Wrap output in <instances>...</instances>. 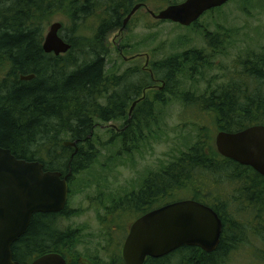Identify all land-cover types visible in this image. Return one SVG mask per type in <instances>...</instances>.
Returning <instances> with one entry per match:
<instances>
[{
  "label": "trees",
  "instance_id": "obj_1",
  "mask_svg": "<svg viewBox=\"0 0 264 264\" xmlns=\"http://www.w3.org/2000/svg\"><path fill=\"white\" fill-rule=\"evenodd\" d=\"M51 1H58L61 8L69 4L75 26L79 25L82 16L84 19L90 14L95 3L104 2L109 6L99 25L94 46H85L79 57L74 55L78 45L74 46L63 37L71 45L67 54L55 56L43 51L45 35L40 16L45 10L54 9ZM62 1L0 0V147L11 150L19 159L41 162L47 171L66 174L71 169L72 178H75L96 158L94 148L85 150L84 146L91 144L96 129L100 127L98 122L127 120L124 126L127 131L122 141L124 145L131 141L134 129L128 127L131 117L127 112L129 105L140 98L142 89L156 81L150 73L146 78L137 77L138 82H132L134 76L126 73L114 77L106 75L108 54L103 48L104 38L123 25L124 17L138 0H82L83 3L81 0H65V4ZM205 41L207 50L189 51L176 58L162 60L157 64L158 69L152 70L156 80L159 78L157 71L166 76L163 83L166 92L171 93L170 99L175 95L171 89L177 86L176 78L180 73L189 72L191 79L201 77L225 45L211 33L205 36ZM242 65L244 74L241 78H232L227 85L208 87L195 101L186 100V103L213 114L217 131L235 133L252 126H264V52L255 54ZM22 75L36 77L24 82L20 79ZM245 79L253 80L254 86L249 87ZM138 84H142V88ZM145 102L139 104L136 111L137 114L146 113V119L144 116L142 119L147 125L153 119V108L168 101L159 95L152 106ZM134 117L136 114H132ZM199 133L197 142L189 151L157 175L162 179L164 191L173 190L175 183L178 190L183 189L193 177L206 174L243 182L240 190L243 196L231 197L238 202L234 205L240 206L242 214H252L253 222L255 217L261 219L259 229H252L264 243V216L260 215V208L264 209V177L249 166L223 158L215 147V141L207 135L206 128L203 127ZM65 141L77 142L78 152L73 158L75 149L63 146ZM153 184H149L150 194ZM193 187L201 190L200 184ZM219 196L212 194L205 198V195L192 192L189 197L198 202L205 201L210 206H215L212 203L217 201L221 208L214 210L224 220V230L220 245L213 253H206L198 247H183L174 253L181 254L188 264H215V257L225 256L242 241L246 231L244 221H239L228 210L230 204L220 203ZM64 212L59 215L35 214L25 235L13 246L14 260L30 264L35 258L51 252L69 253L68 248L73 247L74 239L71 231L61 226L67 210ZM226 225L239 228L234 229V238H231L232 234L226 235ZM262 255L264 259V252Z\"/></svg>",
  "mask_w": 264,
  "mask_h": 264
},
{
  "label": "rangeland",
  "instance_id": "obj_2",
  "mask_svg": "<svg viewBox=\"0 0 264 264\" xmlns=\"http://www.w3.org/2000/svg\"><path fill=\"white\" fill-rule=\"evenodd\" d=\"M181 1L183 0L141 2L146 3L149 10L158 12L167 8L169 4ZM62 2L65 4V0ZM50 3L54 9L49 12L45 10L44 15L40 16L44 35L52 24L61 23V37L74 46L78 45L77 48L75 46L74 55L79 57L81 49L83 50L85 46H94L99 25L109 7L106 3H95L90 14L84 19L81 17L78 26L72 23L68 3L64 8L58 6V1ZM125 29L123 33L115 30L104 38L103 48L108 54L105 70L106 75L111 77L122 76L124 73L133 75L132 82H138L137 77L149 76L144 69L147 61L145 55L149 56L150 69L154 70L158 69L157 64L162 60L176 58L189 51L207 50L205 36L209 33L218 36L225 45L221 49L222 52L213 60L214 63L203 71L201 77L191 79L189 72L180 73L176 78L177 86L171 89L175 94L171 99V93L166 92L163 83L166 76L157 71L159 78L156 87L142 89L139 97L143 96L142 102L146 101L149 107L159 95L168 102L153 108V119L147 125L142 119L143 116L146 119V113L137 114L136 106L131 112L136 114V117L132 118L130 113L132 103L129 105L127 112L131 117L128 127L134 131L128 144L124 145L122 141V136L127 131L124 127L127 120L98 122L100 127L96 129L91 144L84 146L85 150L94 148L96 158L88 169L73 178L67 215L62 218V228L71 231L75 239L73 251L77 255L85 253V250L88 254H103V249L107 248L108 242L112 239L102 236L100 226L103 225L106 230L111 229L113 222L107 221L110 217L108 213L115 212L114 206H121L123 196L135 187V182L161 174L162 170L189 151L197 142L199 131L203 127L207 129V135L215 141L218 134L215 116L202 111L203 109L198 106L186 103V100L195 101L208 87L227 85L232 78H241L244 74L242 64L255 54L264 52V0H231L225 6L206 14L192 28L177 26L170 21L160 23L144 8L127 23ZM138 55L144 57L130 61ZM245 81L249 87L254 86L253 80ZM138 86L142 88L143 85ZM152 182L153 179L150 184ZM195 184H200L201 190L193 187ZM243 184L222 178L221 175L206 174L202 177H193L187 182V187L178 190L176 197H171L178 201L188 199L192 192L200 193L202 196L208 193L220 195L219 202L230 204L228 210L233 212L239 221H244L243 227L246 231L241 237L242 241L225 256L215 257V264H264L262 237H256V232L252 229L256 227L258 230L262 221L255 217L253 222L252 214H242L240 206L234 205L238 202L231 197L243 196L240 193ZM165 196L166 199L170 198L167 194ZM260 212V215L264 216L262 207ZM234 229L239 228L226 225V235L232 234L231 238H234L236 236ZM107 250V253L115 254L111 251V246H108ZM173 256L181 261L179 264H188L181 254Z\"/></svg>",
  "mask_w": 264,
  "mask_h": 264
},
{
  "label": "water",
  "instance_id": "obj_3",
  "mask_svg": "<svg viewBox=\"0 0 264 264\" xmlns=\"http://www.w3.org/2000/svg\"><path fill=\"white\" fill-rule=\"evenodd\" d=\"M231 0H185L155 13L156 21H170L190 27L210 10L223 7ZM128 15L123 29L136 12ZM61 23L50 26L43 42L46 54L61 56L71 49L61 36ZM35 75L21 76L32 81ZM138 104L135 102L130 110ZM216 147L220 155L249 166L264 177V126L257 125L235 133L219 132ZM63 146L75 148L77 142L65 141ZM70 169L64 176L59 171H47L39 161L17 158L9 149L0 147V264H23L14 260L13 246L27 232L35 214L61 213L68 204ZM223 233V223L211 208L194 200L166 205L139 219L132 227L123 248L127 264H142L147 256L159 258L178 249L198 247L206 253L217 251ZM30 264H67L55 252L45 254Z\"/></svg>",
  "mask_w": 264,
  "mask_h": 264
},
{
  "label": "flooded vegetation",
  "instance_id": "obj_4",
  "mask_svg": "<svg viewBox=\"0 0 264 264\" xmlns=\"http://www.w3.org/2000/svg\"><path fill=\"white\" fill-rule=\"evenodd\" d=\"M138 1L134 3V7L139 4L142 5V7L136 12V14L132 17L131 20H133V18L139 12H141L144 8L148 10L147 4L144 2H141L143 0H141L140 2ZM170 5H173V3L169 4V6ZM134 7H132L131 11L134 9ZM130 12L128 13V15L130 14ZM123 26H124V23L122 26H120L117 29L118 31L120 30L119 33H123L124 31H126L125 29L123 32H121V30L123 29ZM120 52L122 53L121 50ZM140 57H144V55H138L136 57H133L132 59H130V61L137 60ZM145 57L147 61H146V66L144 67V69L147 70L146 72L150 73L151 77L156 81L155 84L147 87L151 89L153 86L156 87L158 80H156L153 77L154 74L152 73V70L150 69L149 56L145 55ZM139 99H141V97L136 99L134 102H136ZM141 103L142 101L138 103L137 106H139V104ZM66 174H63V175L65 176ZM144 179L143 181L141 180L140 182H135V187H132L130 190L127 191V194L123 196L122 198L121 206L116 205L113 207L115 212L108 213V215L110 214V217L107 218V221L110 220L111 222H113V224L111 225V229L106 230L103 225L100 226L99 230L102 232V236L106 237L107 239L108 238L112 239L111 242H108V246H111V251L114 252L115 254L107 253L108 246L107 248L103 249L102 251L103 254H97V255L88 254L87 250H85V253H81L77 255L73 251V247H70L68 248L70 250L69 253L64 254V255L61 254L65 258L67 264H127L125 261L124 255H123V248H124V245L126 243L128 236L130 235L133 225L139 219L151 213L152 211L160 209L166 205L181 201V200L177 201L176 199H175L176 201L173 200V198L176 197L177 192H178L176 183L174 184V189L167 192V191H164V186L161 184L162 179H160V176H157V177L148 176L145 180ZM151 179H153V182L151 184L153 183L155 184L151 186L152 193L150 194L149 184H150ZM72 180L73 178L69 180V187H71ZM174 182H176V180H174ZM156 183H158V185H156ZM159 183H160V186H159ZM166 194L169 195L170 198L171 197L173 198L166 199V196H165ZM205 198H207V196H205ZM184 200H190V199H184ZM191 200H194V199L192 198ZM115 202L118 203V200H116ZM68 203H69V199H68ZM201 203L208 205L205 201ZM212 204L215 206H210V205L208 206L212 207L216 211H218L217 210L218 208H221L219 206V203H217V201H213ZM66 210H67V207L65 208L64 211ZM63 212L53 213V214L59 215V214H62ZM38 214H41V213H38ZM106 224L109 225L108 223ZM74 242H75V239H74ZM176 252L177 251H175L174 253ZM173 255L174 254L172 253L170 255L159 257V258L147 256L142 264H179V262L181 261L176 260L174 258L175 256ZM37 258H35L33 261H35Z\"/></svg>",
  "mask_w": 264,
  "mask_h": 264
},
{
  "label": "bare ground",
  "instance_id": "obj_5",
  "mask_svg": "<svg viewBox=\"0 0 264 264\" xmlns=\"http://www.w3.org/2000/svg\"><path fill=\"white\" fill-rule=\"evenodd\" d=\"M178 250H179V249H178ZM178 250H177V251H178Z\"/></svg>",
  "mask_w": 264,
  "mask_h": 264
}]
</instances>
